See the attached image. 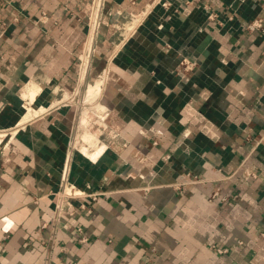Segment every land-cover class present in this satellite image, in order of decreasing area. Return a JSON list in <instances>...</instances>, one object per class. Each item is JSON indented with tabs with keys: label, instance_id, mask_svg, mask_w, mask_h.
Instances as JSON below:
<instances>
[{
	"label": "crops",
	"instance_id": "crops-1",
	"mask_svg": "<svg viewBox=\"0 0 264 264\" xmlns=\"http://www.w3.org/2000/svg\"><path fill=\"white\" fill-rule=\"evenodd\" d=\"M89 1L0 0V264H264V33L245 27L264 0H106L91 64L113 67L110 141L71 169L97 199L56 222ZM31 82L46 110L19 126Z\"/></svg>",
	"mask_w": 264,
	"mask_h": 264
},
{
	"label": "built area",
	"instance_id": "built-area-1",
	"mask_svg": "<svg viewBox=\"0 0 264 264\" xmlns=\"http://www.w3.org/2000/svg\"><path fill=\"white\" fill-rule=\"evenodd\" d=\"M183 3V0H177ZM194 3V0H184V4L189 6ZM106 0H90L89 1V14L86 18V25H87V36L88 41L91 36H95V40H97L99 36L100 29L103 25V18H104V10H105ZM162 6L164 8H169L172 6V3L170 0H166L162 3ZM232 7V6H231ZM227 10L226 12H221L216 9H213L210 6H204L202 7L204 11L207 14L208 20L216 22L217 24L221 26H225L224 19L222 16L225 15V20L227 21H233L234 20V11L233 9ZM232 12V13H230ZM171 17L168 16L166 19H170ZM246 30L249 32H263L264 33V22L263 20H254L253 22L248 23L246 26ZM94 44V43H93ZM88 47V42H87ZM93 45L89 49L88 47V56L91 61V55L95 53V50H93ZM81 60V58H80ZM82 61V60H81ZM81 66V65H80ZM196 68V64L190 63L188 60H182L179 66V71H177V74L182 79H188L190 80L193 77L194 71ZM154 144H158V142H154ZM70 151L72 148V145H70ZM72 158H73V152L70 155V152L68 153V157L66 159V162L62 168V174H61V181L58 192L55 194L56 202H55V209H54V216L56 222H59L64 215L66 208L72 209L71 214L73 215L75 212V204L76 201H81L86 198H92L94 200L97 199V195L90 194L85 190H82L78 188L74 183L71 181V169H72ZM197 182V181H196ZM79 209H87L88 212H92V210L87 207L84 203H80ZM77 232L80 235L79 241L83 243L88 242V238L83 235V228L79 227L77 228ZM221 254H225L228 252V250H220Z\"/></svg>",
	"mask_w": 264,
	"mask_h": 264
},
{
	"label": "bare ground",
	"instance_id": "bare-ground-1",
	"mask_svg": "<svg viewBox=\"0 0 264 264\" xmlns=\"http://www.w3.org/2000/svg\"><path fill=\"white\" fill-rule=\"evenodd\" d=\"M94 39H95L94 35L90 37V39L88 41L89 49L92 47V45L94 43ZM84 62H85V66H84L85 73L82 76L83 80L87 76V73H86L87 67L86 66L90 67L91 61H90L89 56L84 57ZM84 62L82 65H84ZM88 70H89V68H88ZM111 70H113V67H112V69H110V71L105 72L102 75H100L94 84H88L87 85L85 102H88V104H91V105L97 104V101H98L100 95L102 94L103 87L106 83L107 77H110ZM40 91H41V87L36 85L35 83H32V82L30 85H28L27 89L24 91L23 94L26 98V103L28 104L29 109H28L26 115H24L23 119L20 121L19 126L25 125L29 120H31L32 118L37 116L40 112H44L46 110V108H42L40 110L33 108V103L35 102ZM95 108L97 111H94V112H93V110L91 111L92 117H90L91 114H88L87 116L89 118L85 117L84 118L85 120L81 124L82 128L85 129L86 131L84 132V134L80 137V139L78 141L74 142V144L72 142V144H71L72 145L71 153L74 151V149L75 150L79 149L80 153L84 157H86L88 160H90L91 162H94V163L98 162L100 160V158L103 156L104 152L106 151V149L108 147V143H107V141H103V140L98 139V136L92 130L89 129V125L94 122L92 120H94L95 118L100 120V121H98V123L99 122L102 123V121L105 120L109 114L107 112V108L104 107L103 105H101L100 103L95 105ZM85 111L87 112V110H85ZM98 111H99V114H98ZM3 135H5V134H2V136ZM1 140H2V138H1ZM130 161L132 164L136 163V161H134L133 158H131Z\"/></svg>",
	"mask_w": 264,
	"mask_h": 264
},
{
	"label": "rangeland",
	"instance_id": "rangeland-1",
	"mask_svg": "<svg viewBox=\"0 0 264 264\" xmlns=\"http://www.w3.org/2000/svg\"><path fill=\"white\" fill-rule=\"evenodd\" d=\"M87 42H88V36H87ZM98 42L99 39L97 38V40H95L94 44H93V50H95V53H93L91 55V61L94 58L96 51H97V47H98ZM88 49V47H86ZM85 48V52H82L81 55H79V66H78V86L76 87V89L74 90V92H72L71 96L70 95H65V97L63 98V100H68L66 102V104H70L71 106H73V108L76 110V123H75V130L74 133L72 135V142L74 144V142L78 141L80 139V137L84 134V132L86 131L85 129L82 128L81 124L82 122L85 120V117H88V114H91V111H97L95 108V105H97L98 103L101 104V95L97 101V104H88V102H85V97H86V90H87V85L88 84H94L96 82V80L98 79L99 75H100V71L102 72L103 70L101 68H94V66H92V62H90V67L86 66V73L87 76L85 77V79L83 80V74L85 73V62H84V57L88 56V50ZM81 58V60H80ZM84 62V65H82ZM81 65V66H80ZM89 68V70H88ZM105 69V68H103ZM84 70V71H83ZM88 71V72H87ZM86 75V74H85ZM82 77V78H81ZM109 77H107L108 79ZM107 81V80H106ZM102 105V104H101ZM94 108H93V107ZM87 110V112L85 111ZM90 110V111H89ZM99 114V111H98ZM90 117H92V114L90 115ZM89 118V117H88ZM92 119V118H91ZM93 123H91L89 125V129L92 130L97 136L98 139L103 140V141H107L109 142V129L106 128V123L108 121L103 120L102 124H100L101 122L98 123V121H100L99 119L95 118ZM115 140V139H114ZM114 143V141H113ZM80 146V145H79ZM112 146V145H111ZM72 150V148H71ZM110 152V149H109ZM71 154V151H70ZM82 156L83 155L80 153L79 149L73 151V156ZM84 158V157H83Z\"/></svg>",
	"mask_w": 264,
	"mask_h": 264
}]
</instances>
